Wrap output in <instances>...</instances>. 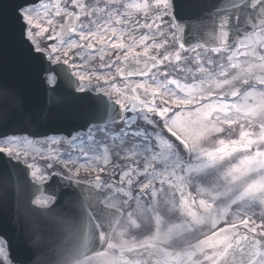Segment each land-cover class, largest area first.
I'll use <instances>...</instances> for the list:
<instances>
[{"label":"snow or ice","instance_id":"6c2138e0","mask_svg":"<svg viewBox=\"0 0 264 264\" xmlns=\"http://www.w3.org/2000/svg\"><path fill=\"white\" fill-rule=\"evenodd\" d=\"M191 7L201 6L193 0ZM241 10L252 21L243 31ZM262 21L264 0H220L207 19L188 20H178L173 0H4L0 38L10 33L18 45L15 78L0 72V96L72 128L35 135L0 126V155L22 158L47 181L62 179L60 168H111L121 182L143 177L154 194L157 187L185 183L191 168L157 173L145 157L178 146L194 166L230 159L219 177L221 190L200 192L210 233L176 264H264V124L259 131L241 128L243 138L234 140L225 127L233 119L226 105H213L211 98L191 104L188 83L176 75L190 53L208 47L187 43L186 33L208 36L211 25V39L224 33L239 39ZM5 58L0 49V64ZM212 124L220 131L209 146L197 135ZM0 241V264H13L6 233L0 232ZM155 256L144 251L135 264H160Z\"/></svg>","mask_w":264,"mask_h":264},{"label":"rangeland","instance_id":"374dc122","mask_svg":"<svg viewBox=\"0 0 264 264\" xmlns=\"http://www.w3.org/2000/svg\"><path fill=\"white\" fill-rule=\"evenodd\" d=\"M136 2H139V0H136ZM263 47L264 23H261L254 34H249L240 40L230 50L231 52L224 53L223 51L211 50L207 53V48L201 47L198 53L189 54L183 65L184 70L177 72L188 83L192 93L191 104H199L201 101H207L211 98L213 105H216L217 102L226 105L233 119L226 122L225 127L232 130L231 136L234 140L243 138L240 136L241 128L250 126L252 130L259 131L260 126L264 124V89L259 90L260 88L251 87L245 93H236L233 100L231 98L228 101H220L214 94L220 93L219 97L224 95V97L228 98L229 93L234 90H243L244 87L251 86L253 81L256 85L264 86ZM194 56H198V59H193ZM169 70L172 71V69ZM239 78H243L241 82L238 81ZM207 115L211 117L212 113L210 112ZM219 131V126L215 124L209 125L202 132L198 133L197 139L211 146L215 141L216 133ZM224 147L227 148L228 146L225 144ZM177 150L179 149L170 148L166 151L162 150L161 152L154 153L151 157H145V163L151 164L157 173L166 172L170 168L183 167L185 171L191 168V178L186 180L185 183L177 182L172 187H168L166 184L163 191H160L157 187L158 194L156 195L157 192L155 194L152 192V199L143 208H138L139 204L137 202L132 209L142 210L147 215L137 219L136 215H138V212L135 215V212L132 213L133 210L127 211L125 216L127 219L124 224L123 219L114 231L109 249L106 252L98 254L95 258L86 259L80 264H133L125 262L124 254L121 252L123 248L133 244V241L127 238L125 232L131 234L135 231L144 230L142 226L148 223L153 224L155 228L152 231H147L152 236L144 241L166 244L167 246L164 245V247L169 249V258L173 257L175 259L174 264L181 257L192 252L197 244L205 241V236L210 233L211 230L209 229L211 226L204 220V204L207 203V200L201 199L200 192L205 189L221 190L219 177L231 160L224 159L216 164H206L203 167L198 164L194 166V164L187 163L186 153H181ZM58 170H62L64 173L67 172V175L75 178L89 175L97 180H105L106 177L114 179L112 183L116 187V193L108 200L109 202L120 204L125 210L127 205L131 203L130 195L143 196L141 193L145 190L144 186H146V183H142L143 177L139 181L121 182L118 176L111 175L113 173L112 171L110 172L111 168L102 170L80 169L78 172L65 171L63 168ZM105 171H107L106 175H104ZM33 175L37 179H43L35 171H33ZM165 179L167 178L165 177ZM102 183L104 184V182L100 184ZM177 187L183 188L187 191V194L184 197L178 196L176 193ZM195 194L196 196L194 197ZM42 200L46 201L44 197L40 199V202ZM155 200L160 206L166 208L170 218H176L177 215V220L173 221L172 224L167 222L164 225L155 224L153 219L156 222L161 219L166 220L163 213L159 215L149 213L152 206L156 207ZM147 216L151 218H147ZM133 221L135 225L127 226L128 222L132 223ZM196 229L200 230L201 236L182 244L181 248L178 249L179 243L187 238L191 239V235ZM168 243L174 246V248L170 247ZM0 244H2V241H0Z\"/></svg>","mask_w":264,"mask_h":264},{"label":"water","instance_id":"95a60500","mask_svg":"<svg viewBox=\"0 0 264 264\" xmlns=\"http://www.w3.org/2000/svg\"><path fill=\"white\" fill-rule=\"evenodd\" d=\"M3 2L4 0H0V3ZM197 2L201 7L193 9L191 7L193 0H173L178 20H188L193 15H200L207 19L208 13L212 11L214 5L220 3V0H197ZM241 11L245 14V17L240 20L241 31H243L244 25L252 21L247 19L246 10ZM207 31L208 36L203 32L186 33L187 43L202 41L207 45H218L234 38L230 39L229 34L224 33L214 40L210 38L211 25L207 26ZM17 45V38L10 33L0 38V49L6 53L3 64H0V72L7 73L13 79L15 78L14 61L10 58V54L15 52ZM17 84L22 91L25 90L22 82L17 81ZM31 99L35 103L39 102L38 97H31ZM6 103L8 109H5ZM4 125L11 131L35 135L48 132L50 129L49 133H67L72 128L71 124L59 117H55L52 123H49L34 113L13 105L10 100L5 101L0 96V126ZM20 174L16 162L0 155V232L6 233L11 241L8 247L11 249L13 264H72L80 256L103 247L115 213L99 204V196L93 186L64 179H57L54 181L55 185H52L55 189L53 194L56 196L53 210L59 209L65 216L70 217L74 222L70 224L71 228L74 224L77 225L73 216L77 215L78 218V245L70 249L71 246L68 245L70 237L64 228V223H59L58 217L52 215L50 211L31 207V193L27 192ZM31 186L34 189L33 194L47 189L46 183L38 185L30 183L29 190ZM89 213H93V222L101 224L102 220L105 229L101 228L97 231L90 228L88 218L85 217ZM151 250L154 249L148 252H155L156 256L159 254Z\"/></svg>","mask_w":264,"mask_h":264}]
</instances>
